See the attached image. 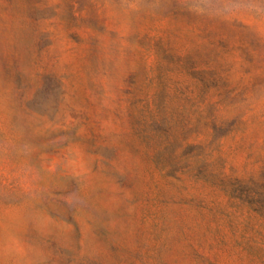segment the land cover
Segmentation results:
<instances>
[{"label": "rangeland", "instance_id": "1", "mask_svg": "<svg viewBox=\"0 0 264 264\" xmlns=\"http://www.w3.org/2000/svg\"><path fill=\"white\" fill-rule=\"evenodd\" d=\"M0 264H264V0H0Z\"/></svg>", "mask_w": 264, "mask_h": 264}]
</instances>
